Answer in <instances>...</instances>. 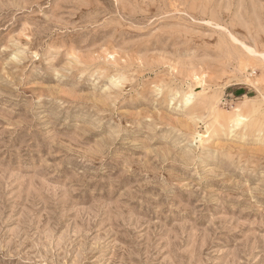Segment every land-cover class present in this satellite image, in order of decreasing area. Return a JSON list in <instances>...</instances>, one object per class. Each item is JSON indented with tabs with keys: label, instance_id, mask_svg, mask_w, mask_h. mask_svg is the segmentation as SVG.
<instances>
[{
	"label": "rangeland",
	"instance_id": "rangeland-1",
	"mask_svg": "<svg viewBox=\"0 0 264 264\" xmlns=\"http://www.w3.org/2000/svg\"><path fill=\"white\" fill-rule=\"evenodd\" d=\"M263 55L264 0H0V264H264Z\"/></svg>",
	"mask_w": 264,
	"mask_h": 264
},
{
	"label": "bare ground",
	"instance_id": "bare-ground-1",
	"mask_svg": "<svg viewBox=\"0 0 264 264\" xmlns=\"http://www.w3.org/2000/svg\"><path fill=\"white\" fill-rule=\"evenodd\" d=\"M251 49V48H250ZM253 51V50H252ZM253 53V52H252ZM264 56V55H263ZM200 77V76H199ZM198 76H196V78L195 79H198V81L200 80V78H199ZM199 83V82H198ZM196 87H199V88H201V85H197ZM192 99V95L190 94V95H187V98H186V101L187 102H189L190 100ZM244 119H243V116H241V115H239V118H238V120L236 121V123H234L233 124V127H236V128H238V126L241 124V122L243 121ZM195 137V136H194ZM201 135H197L196 134V139H201Z\"/></svg>",
	"mask_w": 264,
	"mask_h": 264
},
{
	"label": "trees",
	"instance_id": "trees-1",
	"mask_svg": "<svg viewBox=\"0 0 264 264\" xmlns=\"http://www.w3.org/2000/svg\"><path fill=\"white\" fill-rule=\"evenodd\" d=\"M238 92H240V93H241V92H242V90H239Z\"/></svg>",
	"mask_w": 264,
	"mask_h": 264
}]
</instances>
